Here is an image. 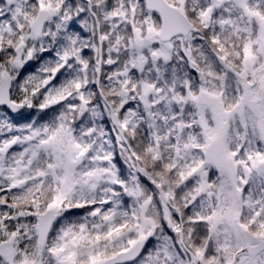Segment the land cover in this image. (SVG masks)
<instances>
[{
    "label": "snow or ice",
    "instance_id": "1",
    "mask_svg": "<svg viewBox=\"0 0 264 264\" xmlns=\"http://www.w3.org/2000/svg\"><path fill=\"white\" fill-rule=\"evenodd\" d=\"M0 264H264V0H0Z\"/></svg>",
    "mask_w": 264,
    "mask_h": 264
}]
</instances>
